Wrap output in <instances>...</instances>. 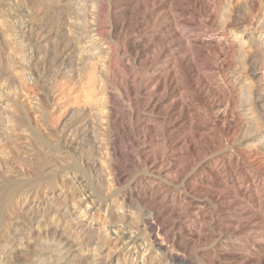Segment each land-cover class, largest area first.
I'll list each match as a JSON object with an SVG mask.
<instances>
[{
	"label": "rangeland",
	"instance_id": "374dc122",
	"mask_svg": "<svg viewBox=\"0 0 264 264\" xmlns=\"http://www.w3.org/2000/svg\"><path fill=\"white\" fill-rule=\"evenodd\" d=\"M43 1L42 0H10V2H9V0H2V1L0 0V2H1L0 3V9H1L0 10V28L6 20V22L4 24H6L8 26V28L10 27L12 29L11 30L9 28L8 30L12 31L14 33L17 32V34H16L18 37L17 41L22 39V40H20L21 45H17V44H15L14 41L9 40L10 38H7V40H9V42L7 41V44L9 43L8 44L9 48L12 47L11 49H12V51H14L13 55L10 59V57H7V54H6L7 50H6V48L3 47L4 43L0 37V87L2 89V95H3L2 100H1L2 102L0 101V114L3 113L2 109H7V111L6 110L5 111H6V113L9 112L8 115L11 112V118L13 120V123L18 122V124L20 125V126L16 125L17 128H16V126L14 128L15 133L16 134L18 133V134L13 139H7V138L3 137L2 134H0V140H1L0 141V143H1L0 147L2 146L0 148V153L3 155H5V153H6L5 156H3V155L0 156V159H2V161L0 160V225H1L0 226V236H1L0 237L1 238L0 239V245H2V246H0V264H18L19 261H22V262L24 261V263H21V264H30L29 262L33 261L31 264H33V263L35 264V262L37 263L39 258H41L42 256L44 257L45 248L48 245V240L45 239V235L42 234L40 236H37V233L32 230V227L36 226V223L38 221V219H36L37 216L34 217L30 214H28V215L24 214L23 216L18 215L16 213V209L13 205V200L15 197L12 194L17 192L16 189L22 185L21 183H23V185H29V183L33 186H37V185L39 186L40 185L39 186L40 192H42V193H44V191H45L46 193L49 194L52 191H58L61 188L60 187L61 182H59L61 174L58 173L59 171H63L64 173H67V172L72 173V171L76 172V173L79 172L78 175L84 180L87 187L90 186L89 189L98 198H101V196H103V194H106L107 192L111 193V195H114L117 198H121V196H123V194L128 193V191L134 187L145 188V187L150 186L154 182L153 184L160 185V187H162L163 190L167 189L168 193L171 197L179 196L180 199L185 197V198L189 199L190 202H192L188 216L186 215L185 217H181L180 220L178 219V221H182V222L193 220L192 217H194L195 214H197L199 212L197 207L203 206L205 208L203 210L205 219L202 221V223H204V225H207L206 227H204V225H203V228H204L203 233L199 236H197L196 233H195L196 234V236H195V234L193 233L192 237L189 235L184 236V234H183V237H185V238H183L181 240L182 243L189 245V251L186 254H184L178 248L176 250L175 249L172 250V254L175 253L179 257H181V256L183 257V255L186 256L187 260H188V264H249V263H251V264H264V253L261 250L255 256H253L254 260L252 259L250 262V260L248 261V258L246 260V256H245L246 250L245 249L242 250V252H240L237 248L233 249L232 247L230 248V247L221 246V243L225 244L227 241H224L223 239H219L217 236V232L214 231L213 229H210V228H212V224L209 223L210 222L209 219H212V218L213 219L218 218L219 220L222 219L220 211L217 210L213 206V204L210 201H208V199L205 196H203V194L199 193V196H198V194L195 195L194 191L192 190V189H194L193 186L195 185L196 180H199V179L210 180V174L212 172V169H214V167L216 166L220 157L222 155L223 156H230L231 151H233L231 144H232V140H233V135L235 133V126H234V114H233V111L231 110V106H227V104L223 98L218 97L217 95H213L212 93L209 97V100H204V101L201 100V102L203 101L202 103L198 99L195 100V98L194 99L192 98L191 99V100H193L192 103H193V105L195 104L196 109H197V111L195 109V114L197 116V119L204 123L208 136L205 138L204 141H201V140L197 139L194 135L190 134L188 131H183V132H181V134H178V136H177V140L182 144L176 145V144H174L175 139H174V142H171V141H173V138H169V135H168L171 131H173V129L178 128L181 124V123H179L176 127H173L171 124L173 121L172 118L175 116L174 115L173 117H171V114L174 113V112H172V110H173L174 105L176 103L175 100L178 99V96H176V95L178 94V92H185L187 90L186 87H184L185 84H183L184 81L182 79H184V78H183V76H180L181 73H180V70L178 68L179 67V65H178L179 61L183 58L188 60L191 56H193V57H191L192 60H195V62L194 61L193 62L196 63L198 66L201 65L200 66L201 73H203V75L208 77L209 79L215 80L216 84H219L221 77H219L218 75L226 74L230 70L232 64L234 63V58H232L231 53L226 52V53H222L219 55H215L214 53H212V50H209L207 52V50H199V49L194 48L193 53L191 55L190 52H186L184 50V46L180 45L176 41H173L170 43L169 42L158 43V42L154 41L153 42L154 45H153V43L151 45H148V47H146L144 50H141V53L138 55H135L134 50L131 51V49L126 48L127 47L126 42L129 39H132V37H133V39L134 38L136 39L138 37L142 38V40L144 42L145 41H151L152 42L153 39L156 38V36L159 37L160 35L168 34V32L171 33V30H172L171 26L176 25V23H177V30H181V32H185L186 27L193 26V25L195 27L201 29V30H207L211 26L213 28L215 26V22L219 18H222V19L225 18L224 21H226V20L232 21V17L234 15L238 16V21L242 20V21H248L249 22L255 17V15L258 12L264 11V5H263L264 0H242V1L240 0V2H239V0H237V1L236 0H162V1L161 0H158V1L157 0H100V1L99 0H91V4H89V6H88V8L91 11H89L90 13L88 12L89 15L87 14L86 22H89L88 24H91L93 21L92 25L97 27L98 32H100L102 34L104 33L102 36L103 38L102 39L100 38V41L98 43L99 47L101 46V48L102 47L103 48L102 49L100 48V50L98 51L100 53H97L99 55V56L97 55L98 59L92 60V62L97 60L96 63L93 62V64H89V63H91L89 61V62H86V64H84V65H83V63L76 65V64H78V59H77L75 54L69 55L70 57L68 56V58L62 57L60 55V53L62 51L61 48L62 49L64 48L65 42L67 40V38L63 34V31L66 30V28L70 24V22L66 18L67 13H65L66 11H64L66 9V7L62 6L61 0H59L60 1L59 3H56L53 0H43ZM97 1L99 3H97ZM247 1L249 2V4ZM95 3H97V4H95ZM95 5L96 6L98 5L97 8ZM227 6H228V8H227ZM99 7H100V9H98ZM221 9H223L222 12H221ZM224 9H225V11H224ZM37 11H38V13H36ZM220 13H222V14H220ZM93 14H95L96 16ZM218 15H220V16L222 15V16L220 17ZM153 22H155V23H153ZM178 22H180V23H178ZM23 23H24V25H23ZM152 23H153V25H152ZM187 23L191 24V25H187ZM178 24H180V26ZM181 25H183V26H181ZM120 27H122V28H120ZM161 27H162V29H161ZM62 28H63V31H62ZM148 29H149V31H148ZM12 32H11V34H12ZM29 32H30V34H29ZM45 33H47V34H45ZM44 34L46 36H44ZM41 37H43V39H44V37H47V38H45L43 41L41 40V43H40L39 41H40ZM105 37H107V38H105ZM127 37H128V40H127ZM64 38L66 40H64ZM124 39H126V40H124ZM25 40H27V41H25ZM104 40H106V41H104ZM215 40L216 39L209 41L208 43L211 45H215V43H216ZM123 42H125V43H123ZM60 43H62V44H60ZM82 43H80L79 46L84 44V43L83 44ZM155 43H156V45H155ZM22 46H23V49H22ZM25 46H26V49L24 48ZM104 46H106V47L104 48ZM155 46L157 49L155 48ZM28 48L31 50H29ZM107 48L109 49V51L111 50L110 51L111 54L108 52ZM160 48L162 49V52L158 55L157 52H159L161 50ZM103 49H104V51H103ZM152 49H154L155 51ZM175 49H178L180 52L178 50H175ZM25 50H27V51L25 52ZM87 50L88 49L84 50V52ZM105 51H106V53H105ZM151 51H153V52H151ZM210 52H211V54H209ZM28 54H29V56H28ZM109 54L112 56H110ZM178 55L180 57H182L183 55L184 56L182 58H180ZM163 56H164V58H163ZM105 57H106V60H105ZM109 57L110 58L112 57V58L110 59ZM172 57H173V59H172ZM15 58L17 59V61ZM99 58H101V59H99ZM178 58H180L179 61H177ZM230 58H231V60H230ZM168 60H170V61L168 62ZM174 60H176V61H174ZM98 61H100V62H98ZM152 61H153V63H152ZM94 63H95V66H94ZM97 63H98V65L96 66ZM104 63H105V65H104ZM152 64H154V65H152ZM18 65H20V66H18ZM25 65H27V66H25ZM88 65H90L92 67H90ZM107 65H108V67H107ZM205 65H206V67H205ZM80 67H82V69H80ZM94 67H96V68H94ZM209 67H210V69H209ZM90 68H92V69L90 70ZM202 69H203V71H202ZM168 70L171 73L172 72L173 73L172 74L168 73L169 72ZM26 71H28V72H26ZM90 71L93 74L90 73ZM143 71H145V72H143ZM26 73H29V74H26ZM83 73H84V75H83ZM167 74L169 75V76H167V77H169L168 80L171 81V87H173L175 84L176 88L173 87V89L175 88L176 90L173 91L172 89H169V90H163V89L158 90V89H156V81H155L157 79L156 77L167 75ZM214 74H216V75H214ZM18 75H19V77H18ZM142 76H144V77H142ZM151 76L154 78H152ZM179 77H182V78H179ZM91 78L93 80H91ZM150 78H152V80H150ZM125 79L128 80L129 89H128V87L120 86V81L121 80L123 81ZM143 79H144V81H142ZM147 79L149 81H153V82H149V81H147ZM175 79H177V80H175ZM79 80H80V83H79ZM174 80L177 84L174 82ZM16 81H18V82H16ZM117 82H119V83H117ZM129 82H131V83H129ZM143 82L145 83V86L143 85L144 84ZM82 83H84V84H82ZM139 84H140V86H139V88H137ZM86 85H88V86L86 87ZM115 85H118L119 87H117ZM134 85L136 87H134ZM142 85H143V87H142ZM51 86H52V88H51ZM100 86H101V88H100ZM102 86H103V88H102ZM141 87H142V89H141ZM152 87L155 88V89H153L154 91H152V89H151ZM16 88L19 91H17ZM178 88H179V90H178ZM22 89H23V91H22ZM121 89H123V90H121ZM128 90H129V92H127ZM139 90H141V91H139ZM14 91H17V94ZM149 91H152V93H150ZM168 91L170 93L173 91L174 93L172 92L170 94ZM13 92L15 94H13ZM130 92H132V93H130ZM134 92H135V94H133ZM3 93H6V94L4 95ZM162 94H164V95H162ZM15 95L18 96L17 98L19 100H17L15 98ZM84 96H86V97H84ZM87 96H88V98H87ZM138 96H139V98H138ZM20 99H21V101H20ZM188 99H189L188 97L185 98V100H187V101H188ZM84 101H85V103H84ZM86 101H87V103H86ZM35 103H36V106H35ZM75 103H76V105H75ZM203 103L205 106L203 105ZM91 104L94 107H97L100 109H102V107H103L102 117L104 116V118H102V120H101L102 122L100 123L102 126L101 128H103V130H101L100 124H99L100 129L98 128V124H96V125L92 124V127H91L90 126L91 123L88 124V122H85L84 120H81L78 118L77 109L80 106L87 107V106H90ZM224 104L227 107H225ZM26 105H28V106H26ZM29 105L31 106V108ZM23 106L25 108H22ZM8 109H9V111H8ZM12 109H13V111H12ZM33 109H34V111H33L34 113L32 112ZM18 110H19V112H18ZM39 110H41V111H39ZM106 110L107 111L110 110L111 114L109 112H107ZM29 112H30V114H29ZM104 112H107L108 115L105 114ZM27 115H28V117H27ZM14 118L16 119V121H14L15 120ZM70 118H72V119L69 120ZM106 118H108L107 121H106ZM113 118H115V119H113ZM110 120H112V121H110ZM120 120L125 122V123L123 122L124 124H122V126L123 125H127V126H123V127L121 126L122 128H119V129H115V127L114 128L110 127L111 122L120 121ZM70 121H72V122H70ZM63 122H65L66 124ZM106 122H108V123H106ZM16 123H14V124H16ZM105 124H106V126L107 125H109V126L106 127V126H104ZM65 125H68L67 133H70V131L72 130L70 134L76 135L75 136L76 142L80 146L83 144V141L85 142L80 147L82 149V152L77 154V155L76 154L73 155L72 151L65 150L67 148L63 144V138L64 137L62 136L63 135L62 132L64 130L63 128ZM131 125H132V128L134 127L133 129L131 128ZM22 126H23V128H22ZM96 126H97V128H95ZM166 126L167 127L169 126V127L167 128ZM181 126L178 129H181L182 128ZM128 127H129V129H128ZM143 127H145V128L142 129ZM138 128L140 129V132H139ZM153 128H155V129H153ZM75 129L78 131H76ZM123 129H125V131ZM145 129H147V130H145ZM61 130H62V132H61ZM106 130H108V134H107ZM137 130H138V133H137ZM80 131H82V132H80ZM143 131L144 132L146 131V132L144 133ZM20 133H22V135ZM87 133L90 134V136L93 135L94 140L92 138H90V136L86 138L85 134H87ZM111 133L113 134V137H112ZM81 134H83V135L81 136ZM99 134H100V136H99ZM109 134H110V136H109ZM124 134H126V136ZM184 134H185V136H184ZM128 135H129V137H127ZM133 135H134V138H133ZM137 135H138V137H137ZM83 136L86 138L87 141L89 140L90 143H88ZM116 136H120V140L119 139L117 140V138H115ZM130 136H132V137H130ZM110 138H113L114 140L110 139ZM14 139L16 140V142ZM91 140H92V142H91ZM102 140L104 142H102ZM107 140H109V141H107ZM6 141H8V142H6ZM18 141H20L19 144H18ZM26 141H28V142H26ZM208 141H209V143H208ZM9 142H12V143H9ZM81 142H82V144H81ZM93 142L95 144H93ZM106 143H108L109 146ZM122 143L124 145L126 144L127 146L125 145V147H123L124 145ZM188 143L196 144V147L198 148V149L196 148L197 153H196V150L194 153L192 150H189L187 148ZM200 143H201V145H199ZM211 143L214 145H212ZM5 144H7V145H5ZM128 144H129V146H128ZM137 144H138V148H137ZM160 144H162V145H160ZM94 145L100 146V150H99V152H97L98 154L96 153L97 150L93 151ZM134 145H136V146H134ZM203 145H204V147H203ZM181 146H183V147H181ZM86 147L87 148L89 147V148L87 149ZM113 148H117L119 150H120V148H121V150L124 149V150L120 151L123 159L121 156H120V158H119V156H113V153H112ZM139 148L143 149L145 157H148L150 155L147 162H139L138 160H136L134 158V157H137V154H138L137 152H138ZM15 149H17V150H15ZM31 149L32 150L34 149V150L32 151ZM176 149H177V151H176ZM147 150H149V151H147ZM2 151H3V153H2ZM39 151H40V153H39ZM125 151H126V153H124ZM151 151H153V154H155L154 156H152L153 154ZM190 151H192V152H190ZM7 152H8V156H7ZM28 152H30V153L34 152L33 153L34 155L30 154ZM157 152H159V153L157 154ZM229 152H230V154H229ZM127 153L130 157L127 155ZM12 154H14V155H12ZM40 154H41V157H40ZM29 155H30V159H29ZM70 155H71V158H70ZM126 155H127V157H126ZM190 155H191V157H190ZM21 156H23V158ZM24 156L27 158H25ZM42 156H45V157H42ZM72 156H74V157H72ZM95 156H96V158L98 156H100L98 158H100V159L104 158V159L100 160L101 162L98 161L99 159H97V161H96ZM233 156H234V158H233ZM233 156H232L233 165L229 169L227 167L226 170H227V173L230 174V177L232 176L231 179L233 180V183L235 184V182H236V184H240V180H242V173L243 172L241 171L242 169L240 170V168H238L236 166V165H239L236 163L238 160L237 156H235V154ZM18 157L21 160L20 159L18 160ZM131 157L133 160L131 159ZM80 158L82 161L80 160ZM33 159H34V161H32ZM35 159L40 160V161L38 162ZM73 159L74 160L76 159V160L74 161ZM125 159H126V163L124 161ZM116 160H119L120 162L116 161ZM48 161H49V163H48ZM52 161H54L53 162L54 164L51 163ZM76 161H77V163H76ZM79 161H81L82 163L81 162L79 163ZM95 161L97 164L101 165V169L96 170V168L91 167V165ZM41 162L45 166H55L56 168H58V172L56 174H52V175L50 173V174L45 175V176H44V174H39L36 170H34L35 169L34 166H37L38 164H39L38 166H41V164H42ZM115 163H116V165H115ZM123 163L126 165L124 166ZM127 163L129 165L132 164L133 166H131V165L127 166L128 165ZM43 164H42V168L45 167ZM83 164H85V165H83ZM145 164H146V166H145ZM74 166H75V168H74ZM82 166H84V167H82ZM109 166H110V168H109ZM122 166H124V167H122ZM150 166H152V167H150ZM17 167H18V169H17ZM32 167H33V169H32ZM205 167H207V169ZM245 168H246L245 171L247 172L248 177L250 178L249 180L254 185V189L257 192H264V184H263L264 183V174L263 175H257L255 172H253L254 170H252L251 168H248L247 166H245ZM9 170H11V171H9ZM30 170H33V171H30ZM34 171H36V172L34 173ZM95 171H97V172H95ZM10 172H12L13 174ZM14 172H15V174H14ZM99 172H101V173H99ZM32 173H34V174H32ZM102 173H104L105 175ZM155 173H157V174H155ZM21 174H23L25 177L22 176ZM100 174H101V176H100ZM114 174H115V176H114ZM116 174H118V175L116 176ZM33 175H34V177H36V179L33 178ZM46 176H47V178H46ZM104 176H105L106 180L104 179ZM254 177H258L259 179H255V181H259L260 183L259 182L254 183L253 182ZM107 178H108V180H107ZM185 178H186V180L192 182L191 187L189 189H186V190H184V187H183ZM29 179H30V181H28ZM50 179H51V183H50ZM112 179L114 182L112 181ZM111 182H113V183H111ZM176 183H178V184H176ZM47 184H49V185H47ZM15 187H17V188H15ZM44 188H47V189L45 190ZM110 188H111V190H110ZM14 189L16 190L15 192H13ZM115 190H116V192H115ZM9 191H10V193H9ZM119 191L121 193H119ZM193 195H194V197H193ZM5 199H6V201H5ZM119 202H120V199H119ZM119 202L117 204H115L113 209L117 208V206L119 205ZM127 202L130 204V205L127 204V207H126V210L128 213L127 215L130 217V215L132 213H134L138 217H142V215L139 216V214H140L139 211H141L142 207L146 206V205L138 203L136 197H133V198L131 197L130 200H127ZM8 207H11V208H8ZM135 207L137 208L136 211H135V209H136ZM138 207H141V209ZM206 207L208 209H206ZM52 208L53 209L55 208V209L53 210ZM57 208H59V203H52V204L49 203L48 204L47 209H46L47 212H46L45 217H44V222H45L44 225L45 226H47L46 223L49 222L50 219L53 217V211H55ZM130 209H132V210H130ZM48 210H51V211H48ZM4 211H5V213H4ZM207 212L209 215L207 214ZM205 213H206V215H205ZM4 214H5V216H4ZM103 214H104V212H102V214L101 213H98V214L94 213L96 221L94 220V222H92V223L90 222V224H93L94 226L97 227L102 222V219L104 216ZM144 216L145 215H143V217ZM7 218H8V220H7ZM14 219H16V220H14ZM12 220L13 221L18 220V224L13 225V223H11ZM245 220L247 221V223ZM245 220H243L244 222L242 223V225H240L244 228L243 237H242L243 239H241V240H243L244 242H246V241L250 242L252 240H256V241H259L260 243H264V235H263L264 234V225H263L264 223L262 224L261 222H257V221L253 222V221L248 220V219H245ZM86 222H88V220H86ZM246 224H248V225H246ZM18 225H19V228H18ZM30 226H31V229L29 230ZM6 228H8V230ZM260 234H262V235H260ZM250 236H252V237H250ZM187 237L190 239H188ZM20 239H21V241H20ZM212 240H214V242H212ZM238 240H240V239H233V240L229 241L228 244H230V242L231 243H237ZM26 243H27V245H26ZM5 244H7V245H5ZM214 244H215V246H214ZM19 245H21V246H19ZM14 246H16V247H14ZM2 247H5V248H2ZM43 250H44V253H43ZM223 251H225L227 254ZM189 253L192 254L193 256L190 255ZM238 253L243 255V256H241V255L237 256ZM248 253L250 254V252H248ZM6 254H7L8 258H3V255L6 257ZM14 255L16 257L18 256L17 259L16 258L14 259V257H15ZM230 255H232V256H230ZM11 256L13 257V260H12ZM26 256H27V258H26ZM240 256L242 258H240ZM212 259H213V261H212ZM35 260H37V261H35ZM208 260H209V262L210 261L211 262L209 263ZM244 260H246L247 262ZM252 262H254V263H252Z\"/></svg>",
	"mask_w": 264,
	"mask_h": 264
},
{
	"label": "bare ground",
	"instance_id": "6f19581e",
	"mask_svg": "<svg viewBox=\"0 0 264 264\" xmlns=\"http://www.w3.org/2000/svg\"><path fill=\"white\" fill-rule=\"evenodd\" d=\"M2 1V0H1ZM43 1V0H42ZM56 3H59V0H53ZM100 1V0H99ZM158 1V0H157ZM162 1V0H161ZM237 1V0H236ZM242 1V0H241ZM10 2V0H9ZM44 2V1H43ZM47 2V1H46ZM240 2V0H239ZM248 2V1H247ZM253 2V1H252ZM1 3V2H0ZM14 3V2H13ZM39 3V2H38ZM37 3V4H38ZM97 3H99L97 1ZM95 3V4H97ZM257 3V2H256ZM40 4V3H39ZM46 4V3H45ZM53 4V3H52ZM61 4L63 7H66L64 11H66V18L70 22L69 26L66 30L63 31L64 36L67 38L64 48H61L60 55L62 57H67L71 54H75L78 59V64H86V62H91L89 64L96 63L95 59L97 58V53L101 48L98 43L100 38L102 39L103 34L98 32L97 27L87 20V14L91 11L88 6L91 4V0H61ZM94 4V3H93ZM238 4V3H237ZM249 4V2H248ZM42 5V4H41ZM59 5V4H58ZM101 5V4H100ZM135 5V4H134ZM264 5V4H263ZM262 5V6H263ZM4 6V5H3ZM96 6V5H95ZM98 6V5H97ZM96 6V8H97ZM225 6V5H224ZM11 7V6H10ZM42 7V6H41ZM59 7V6H58ZM9 8V7H8ZM221 8V7H220ZM228 8V6H227ZM226 8V9H227ZM6 9V8H5ZM40 9V8H39ZM57 9V8H56ZM63 9V8H62ZM100 9V7L98 8ZM261 9V8H260ZM1 10V9H0ZM43 10V9H42ZM223 9H221L222 12ZM245 10V9H244ZM41 11V10H40ZM225 11V9H224ZM231 11V10H230ZM237 11V10H236ZM235 11V12H236ZM5 12V11H4ZM48 12V11H47ZM59 12V11H58ZM94 12V11H93ZM125 12V11H124ZM232 12V11H231ZM230 12V13H231ZM238 12V11H237ZM38 13V11L36 12ZM60 13V12H59ZM63 13V12H62ZM90 13V12H89ZM99 13V12H98ZM233 13V12H232ZM5 14V13H4ZM7 14V13H6ZM45 14V13H44ZM101 14V13H100ZM126 14V13H125ZM133 14V13H132ZM222 14V13H220ZM237 14V13H236ZM8 15V14H7ZM10 15V14H9ZM89 15V14H88ZM95 15V14H93ZM240 15V14H239ZM242 15V14H241ZM4 16V15H3ZM96 16V15H95ZM102 16V15H101ZM172 16V15H171ZM220 16V15H218ZM222 16V15H221ZM220 16V17H221ZM42 17V16H41ZM44 17V16H43ZM242 17V16H241ZM160 18V17H159ZM65 19V18H64ZM94 19V18H93ZM92 19V20H93ZM131 19V18H130ZM148 19V18H147ZM225 19V18H224ZM224 19L219 18L215 22V26H212L207 30H201L197 27L189 26L185 28V32H181V30H177L176 25L171 26V33L160 35L159 37L153 39V41H143L142 38H134L128 40L126 42V48L134 50L135 55L141 53V50H144L148 45H151L154 41L158 43L165 42H173L176 41L180 45L184 46V50L186 52H190L191 55L193 53V49L199 50H212V53L215 55H219L222 53L229 52L234 58V63L232 64L230 70L226 74L218 75L221 77L220 83L216 84L215 80H211L208 77L204 76L201 73L200 66H198L195 60H192L191 56L188 60L181 59L179 57L177 61H179V70L180 76H183L186 87L185 92H178L176 96L178 99L175 100L176 103L171 114L172 118V126L176 127L179 123L182 127L181 129H173L168 135L169 138L175 139L174 144L179 145L182 144L177 140L178 134H181L183 131H188L190 134L194 135L197 139L204 141L208 136L206 132L205 125L202 121L197 119L195 114L196 106L193 105L191 100L192 98L195 100H209L211 93L213 95H217L225 100L227 106H231V110L234 114V126L235 133L233 135V140L231 147L233 151H231L230 156H221L218 160L214 169L210 174V180H196L195 185L193 186L194 194H203L208 201H210L213 206L220 211L222 219H209L212 224V228L217 232V236L219 239H223L227 241L225 244L221 243V246L224 247H232L237 248L240 252L242 250H246V260L248 261L253 259L260 250L264 253V243H260L259 241L252 240L250 242H244L243 231L244 228L240 225L244 222L243 220L248 219L251 221H257L264 223V192H257L254 189L253 183L249 180L247 172L245 171L247 166L254 170L257 175L264 174V11L258 12L255 17L251 21H238V16L234 15L232 17V21H224ZM230 19V18H229ZM244 19V18H243ZM91 20V19H90ZM89 20V21H90ZM95 20V19H94ZM103 20V19H102ZM157 20V19H156ZM129 21V20H128ZM151 21V20H150ZM6 22V20H5ZM4 22V23H5ZM24 22V21H23ZM33 22V21H32ZM168 22V21H167ZM172 22V21H171ZM1 26L0 37L3 41V47L6 48L7 57H12L13 52L12 47L9 48V43L7 41L12 40L17 45H21L20 39L17 41V32L14 33L9 31L8 26L4 24ZM9 23V22H8ZM7 23V24H8ZM155 23V22H153ZM152 23V25H153ZM180 23V22H178ZM96 24V23H95ZM182 24V23H181ZM24 25V23H23ZM68 25V24H67ZM180 26V24H178ZM187 25H191L188 24ZM64 26V25H63ZM66 26V25H65ZM183 26V25H181ZM23 27V26H22ZM58 27V26H57ZM158 27V26H157ZM27 28V27H26ZM61 28V27H60ZM122 28V27H120ZM207 28V27H206ZM205 28V29H206ZM11 29V28H10ZM14 29V28H13ZM65 29V28H64ZM162 29V27H161ZM160 29V30H161ZM12 30V29H11ZM28 30V29H27ZM33 30V29H32ZM26 31V30H25ZM59 31V30H58ZM147 31V30H146ZM149 31V29H148ZM147 31V32H148ZM154 31V30H153ZM162 31V30H161ZM7 34H6V33ZM12 32V34H11ZM32 32V31H31ZM43 32V31H42ZM121 32V31H120ZM157 32V31H156ZM166 32V31H165ZM28 33V32H27ZM167 33V32H166ZM14 34V35H13ZM30 34V32H29ZM28 34V35H29ZM47 34V33H45ZM44 34V36H46ZM49 35V34H48ZM56 35V34H55ZM54 35V36H55ZM59 35V34H58ZM32 36V35H31ZM63 36V35H62ZM107 36V35H106ZM109 36V35H108ZM126 36V35H125ZM133 36V35H132ZM33 37V36H32ZM36 37V36H35ZM39 37V36H38ZM49 37V36H48ZM59 37V36H58ZM61 37V36H60ZM154 37V36H153ZM7 38H10L7 40ZM47 37H44V39ZM107 38V37H105ZM124 38V37H123ZM36 39V38H35ZM43 37L40 38L44 40ZM57 39V38H56ZM55 39V40H56ZM61 39V38H60ZM59 39V40H60ZM215 40V45H211L208 42ZM24 40V39H23ZM107 40V39H106ZM104 40V41H106ZM110 40V39H109ZM126 40V39H124ZM27 41V40H25ZM34 41V40H33ZM38 42V41H37ZM38 42V43H39ZM64 42V41H63ZM62 42V43H63ZM84 44H83V43ZM60 43V44H62ZM82 43L83 45L79 44ZM125 43V42H123ZM122 43V44H123ZM168 43V44H169ZM58 44V43H57ZM107 44V43H106ZM145 46H144V45ZM13 45V44H12ZM16 45V46H17ZM59 45V44H58ZM57 45V46H58ZM124 45V44H123ZM154 45V43H153ZM152 45V46H153ZM156 45V43H155ZM160 45V44H159ZM11 46V45H10ZM63 46V45H62ZM21 47V46H20ZM28 47V46H27ZM30 47V46H29ZM61 47V46H60ZM106 46H104L105 48ZM168 47V46H167ZM26 49V46L24 47ZM31 48V47H30ZM103 48V47H102ZM101 48V49H102ZM109 48V47H108ZM108 52L110 53L109 49ZM125 48V47H124ZM152 48V47H151ZM156 48V46H155ZM163 48V47H162ZM178 48V47H177ZM23 49V46H22ZM29 49V48H28ZM27 49V50H28ZM88 49L84 52V50ZM111 49V48H110ZM127 49V50H128ZM157 49V48H156ZM161 49V48H160ZM180 49V48H179ZM25 50V52L27 51ZM31 50V49H29ZM106 50V51H107ZM154 50V49H152ZM178 50V49H175ZM74 51V52H73ZM104 51V49H103ZM105 51V53H106ZM155 51V50H154ZM159 51V50H158ZM179 51V50H178ZM30 52V51H29ZM113 52V51H112ZM153 52V51H151ZM162 52V49L157 52L158 55ZM180 52V51H179ZM28 53V52H27ZM32 53V52H31ZM56 53V52H55ZM102 53V52H101ZM133 53V52H132ZM172 53V52H171ZM174 53V52H173ZM177 53V52H176ZM111 54V53H110ZM109 54V55H110ZM208 54V53H207ZM206 54V55H207ZM211 54V52L209 53ZM23 55V54H22ZM114 55V54H113ZM157 55V56H158ZM170 55V54H169ZM176 55V54H175ZM29 56V54H28ZM27 56V57H28ZM32 56V55H31ZM30 56V57H31ZM99 56V55H98ZM101 56V55H100ZM108 56V55H107ZM112 56V55H110ZM156 56V57H157ZM166 56V55H165ZM70 57V56H69ZM168 57V56H167ZM166 57V58H167ZM174 57V56H173ZM172 57V59H173ZM186 57V56H185ZM21 58V57H20ZM110 58V57H109ZM112 58V57H111ZM110 58V59H111ZM137 58V57H136ZM160 58V57H159ZM164 58V56H163ZM195 58V57H194ZM193 58V59H194ZM212 58V57H211ZM16 59V58H15ZM19 59V58H18ZM65 59V58H64ZM101 59V58H99ZM154 59V58H153ZM157 59V58H156ZM198 59V58H197ZM20 60V59H19ZM18 60V61H19ZM22 60V59H21ZM60 60V59H59ZM67 60V59H66ZM106 60V57H105ZM164 60V59H163ZM231 60V58H230ZM12 61V60H11ZM17 61V59H16ZM15 61V62H16ZM24 61V60H23ZM110 61V60H109ZM108 61V62H109ZM154 61V60H153ZM152 61V63H153ZM170 60H168L169 62ZM176 61V60H174ZM194 61V62H193ZM233 61V60H232ZM29 62V61H28ZM100 62V61H98ZM162 62V61H161ZM200 62V61H199ZM14 63V62H13ZM22 63V62H21ZM71 63V62H70ZM94 63V66H95ZM155 63V62H154ZM28 65V64H27ZM25 65V66H27ZM70 65V64H69ZM98 63L96 64V66ZM105 65V63H104ZM116 65V64H115ZM154 65V64H152ZM166 65V64H165ZM172 65V64H171ZM20 66V65H18ZM24 66V67H25ZM65 66V65H64ZM82 66V65H81ZM90 66V65H88ZM176 66V65H175ZM22 67V66H21ZM71 67V66H70ZM92 67V66H90ZM99 67V66H98ZM108 67V65H107ZM151 67V66H150ZM149 67V68H150ZM165 67V66H164ZM206 67V65H205ZM211 67V66H210ZM209 67V69H210ZM229 67V66H228ZM29 68V67H28ZM33 68V67H32ZM87 68V67H86ZM96 68V67H94ZM204 68V67H203ZM216 68V67H215ZM17 69V68H16ZM19 69V68H18ZM27 69V68H26ZM34 69V68H33ZM82 69V67H80ZM84 69V68H83ZM89 69V68H88ZM92 68H90L91 70ZM205 69V68H204ZM208 69V68H207ZM97 70V69H96ZM151 70V69H150ZM173 70V69H172ZM206 70V69H205ZM228 70V69H227ZM29 71V70H28ZM26 71V72H28ZM31 71V70H30ZM169 71V70H168ZM167 71V72H168ZM203 71V69H202ZM15 72V71H14ZM22 72V71H21ZM145 72V71H143ZM166 72V71H165ZM215 72V71H214ZM90 73H92L90 71ZM100 73V72H99ZM138 73V72H137ZM153 73V72H152ZM172 74L170 71L168 72ZM216 73V72H215ZM14 74V73H13ZM21 74V73H20ZM29 74V73H26ZM93 74V73H92ZM176 74V73H175ZM174 74V75H175ZM207 74V73H206ZM212 74V73H211ZM219 74V73H218ZM84 75V73H83ZM86 75V74H85ZM159 75V74H158ZM162 75V74H161ZM216 75V74H214ZM33 76V75H32ZM153 76V75H152ZM151 76V77H152ZM167 75L157 76L156 78V89L176 90V86L174 84L171 87V81L168 80L169 77ZM17 77V76H16ZM19 77V75H18ZM122 77V76H121ZM144 77V76H142ZM146 77V76H145ZM211 77V76H210ZM23 78V77H22ZM154 78V77H152ZM150 78V80H152ZM173 78V77H172ZM182 78V77H179ZM215 78V77H214ZM21 79V78H20ZM90 79V78H89ZM123 79V78H122ZM141 79V78H140ZM149 79V78H148ZM147 79V81H149ZM213 79V78H212ZM91 80H93L91 78ZM139 80V79H138ZM173 80V79H172ZM177 80V79H175ZM174 80V82H175ZM20 81V80H19ZM56 81V80H55ZM88 81V80H87ZM135 81V80H134ZM141 81V80H140ZM144 81V79L142 80ZM179 81V80H178ZM18 82V81H16ZM136 82V81H135ZM153 82V81H149ZM173 82V83H174ZM22 83V82H21ZM25 83V82H24ZM80 83V80H79ZM119 83V82H117ZM131 83V82H129ZM140 83V82H139ZM142 83V82H141ZM144 83V82H143ZM172 83V84H173ZM176 83V82H175ZM84 84V83H82ZM86 84V83H85ZM114 84V83H113ZM148 84V83H147ZM155 84V83H154ZM177 84V83H176ZM19 85V84H18ZM89 85V84H88ZM86 85V87L88 86ZM92 85V84H91ZM145 86V83L143 84ZM142 85V87H143ZM22 86V85H21ZM119 87L118 85H115ZM120 86L128 87V80H121ZM132 86V85H131ZM140 84L137 88H139ZM19 87V86H18ZM78 87V86H77ZM82 87V86H81ZM134 87H136L134 85ZM141 87V89H142ZM178 87V86H177ZM3 88V87H2ZM7 88V87H6ZM52 88V86H51ZM85 88V87H84ZM101 88V86H100ZM103 88V86H102ZM180 88V87H179ZM178 88V90H179ZM182 88V87H181ZM92 89V88H91ZM129 89V87H128ZM152 91L155 88H151ZM17 90V88H16ZM99 90V89H98ZM102 90V89H101ZM123 90V89H121ZM162 90V91H163ZM177 90V91H178ZM19 91V90H17ZM17 91L16 92L17 94ZM23 91V89H22ZM21 91V92H22ZM93 91V90H92ZM141 91V90H139ZM152 91H149L152 93ZM172 91V92H173ZM13 92V94H15ZM82 92V91H81ZM86 92V91H85ZM91 92V91H90ZM121 92V91H120ZM126 92V91H125ZM129 92V90L127 91ZM148 92V93H149ZM166 92V91H165ZM169 92V91H168ZM171 92V93H172ZM176 92V91H175ZM92 93V92H91ZM102 93V92H101ZM132 93V92H130ZM162 93V92H161ZM170 93V92H169ZM170 93V94H171ZM174 93V92H173ZM177 93V92H176ZM4 95L6 93H3ZM12 94V95H13ZM20 94V93H19ZM87 94V93H86ZM135 94V92L133 93ZM158 94V93H157ZM11 95V96H12ZM21 95V94H20ZM63 95V94H62ZM83 95V94H82ZM132 95V94H131ZM138 95V94H137ZM164 95V94H162ZM166 95V94H165ZM2 89L0 87V101L2 100ZM8 96V95H7ZM14 96V95H13ZM134 96V95H133ZM18 96L15 95V98ZM71 97V96H70ZM83 97V96H82ZM86 97V96H84ZM189 98L188 101L185 98ZM67 98V97H66ZM88 98V96H87ZM139 98V96H138ZM64 99V98H63ZM68 99V98H67ZM86 99V98H85ZM87 100V99H86ZM90 100V99H89ZM100 100V99H99ZM163 100V99H162ZM11 101V100H10ZM21 101V99H20ZM58 101V100H57ZM135 101V100H134ZM171 101V100H170ZM202 101V102H203ZM220 101V100H219ZM2 102V101H1ZM28 102V101H27ZM51 102V101H50ZM148 102V101H147ZM157 102V101H156ZM201 102V103H202ZM11 103V102H10ZM29 103V102H28ZM27 103V104H28ZM38 103V102H37ZM85 103V101H84ZM87 103V101H86ZM92 103V102H91ZM31 104V103H30ZM72 104V103H71ZM104 104V103H103ZM149 104V103H148ZM198 104V103H197ZM33 105V104H32ZM76 105V103H75ZM105 105V104H104ZM202 105V104H201ZM204 105V103H203ZM211 105V104H210ZM225 105V104H224ZM28 106V105H26ZM30 106V105H29ZM36 106V103H35ZM205 106V105H204ZM213 106V105H212ZM225 105V107H227ZM203 107V106H202ZM22 108H25L24 106ZM31 108V106H30ZM33 108V107H32ZM36 108V107H35ZM103 109V107H102ZM100 108L94 107L92 104L87 107L80 106L77 109L78 118L84 120L85 122L96 125L102 122L103 111ZM153 109V108H152ZM3 113L0 114V134L7 139H13L17 134L15 133V126L18 125V122H14L11 118V112L8 115L6 113L7 109H2ZM6 110V111H5ZM209 110V109H208ZM9 111V109H8ZM13 111V109H12ZM31 111V110H30ZM34 109L32 110V112ZM41 111V110H39ZM74 111V110H73ZM105 111V110H104ZM107 111V110H106ZM197 111V109H196ZM19 112V110H18ZM25 112V111H24ZM27 112V111H26ZM107 112H110L108 110ZM107 112H104L107 114ZM113 112V111H112ZM13 113V112H12ZM34 113V112H33ZM40 113V112H39ZM17 114V113H16ZM30 114V112H29ZM36 114V113H35ZM115 114V113H114ZM225 114V113H224ZM19 115V114H18ZM66 115V114H65ZM108 115V114H107ZM13 116V115H12ZM17 116V115H16ZM35 116V115H34ZM72 116V115H71ZM165 116V115H164ZM28 117V115H27ZM31 117V116H30ZM107 117V116H106ZM117 117V116H116ZM77 118V119H78ZM110 118V117H109ZM112 118V117H111ZM201 118V117H200ZM15 119V118H14ZM70 118L69 120H71ZM75 119V118H74ZM108 118H106L107 121ZM115 119V118H113ZM122 119V118H121ZM126 119V118H125ZM169 119V118H168ZM233 119V118H232ZM33 120V119H32ZM128 120V119H127ZM16 121V119L14 120ZM18 121V120H17ZM43 121V120H42ZM75 121V120H74ZM78 121V120H77ZM112 121V120H110ZM24 122V121H23ZM72 122V121H70ZM124 121H114L111 122L110 127H115V129L122 128ZM130 122V121H129ZM65 123V122H63ZM77 123V122H76ZM108 123V122H106ZM128 123V122H127ZM131 123V122H130ZM66 124V123H65ZM137 124V123H136ZM162 124V123H161ZM30 125V124H29ZM70 125V124H69ZM84 125V124H83ZM170 125V124H169ZM26 126V125H25ZM36 126V125H35ZM42 126V125H41ZM75 126V125H74ZM80 126V125H79ZM85 126V125H84ZM106 126V124L104 125ZM109 126V125H107ZM106 126V127H107ZM122 126V127H121ZM135 126V125H134ZM137 126V125H136ZM38 127V126H37ZM100 124V128H101ZM167 127V126H166ZM169 127V126H168ZM167 127V128H168ZM216 127V126H215ZM17 128V126H16ZM23 128V126H22ZM29 128V127H28ZM84 128V127H83ZM94 128V127H93ZM92 128V129H93ZM97 128V126L95 127ZM94 128V129H95ZM99 128V129H100ZM125 128V127H124ZM132 128V125H131ZM134 128V127H133ZM132 128V129H133ZM143 127L142 129H144ZM147 128V127H146ZM150 128V127H149ZM158 128V127H157ZM36 129V128H35ZM47 129V128H46ZM62 129V128H61ZM64 129V130H63ZM63 144L67 148L65 150L72 151L73 155H77L82 152L80 148L83 144L81 142V146L76 142V135L67 133L68 125H65L63 128ZM70 129V128H69ZM74 129V128H73ZM79 129V128H78ZM107 129V128H106ZM129 129V127H128ZM155 129V128H153ZM160 129V128H159ZM178 129V130H177ZM60 130V129H59ZM76 130V129H75ZM103 130V128H101ZM114 130V129H113ZM125 131V129H123ZM122 130V131H123ZM139 132L140 129L138 128ZM137 130V133H138ZM147 130V129H145ZM211 130V129H210ZM39 131V130H38ZM45 131V130H44ZM78 131V130H76ZM107 134H108V130ZM110 131V130H109ZM121 131V130H120ZM149 131V130H148ZM152 131V130H151ZM170 131V130H169ZM17 132V131H16ZM22 132V131H21ZM41 132V131H40ZM60 132V131H59ZM60 132V133H61ZM82 132V131H80ZM128 132V131H127ZM130 132V131H129ZM142 132V131H141ZM144 132V131H143ZM146 132V131H145ZM144 132V133H145ZM160 132V131H159ZM162 132V131H161ZM42 133V132H41ZM49 133V132H48ZM85 133V132H84ZM100 133V132H99ZM103 133V132H102ZM113 133V132H112ZM111 133V134H112ZM122 133V132H121ZM136 133V134H137ZM143 133V134H144ZM22 135V133H20ZM27 134V133H26ZM32 134V133H31ZM40 134V133H39ZM43 134V133H42ZM116 134V133H115ZM130 134V133H129ZM134 134V133H133ZM142 134V133H141ZM149 134V133H148ZM48 135V134H47ZM46 135V136H47ZM83 134H81L82 136ZM103 135V134H102ZM126 136V134H124ZM153 135V134H152ZM1 136V137H2ZM90 134H85V137H89ZM100 136V134H99ZM106 136V135H105ZM110 136V134H109ZM140 136V135H139ZM185 136V134H184ZM188 136V135H187ZM186 136V137H187ZM84 137V136H83ZM84 137V138H85ZM113 137V134H112ZM129 137V135L127 136ZM132 137V136H130ZM138 137V135H137ZM40 138V137H39ZM61 138V137H60ZM82 138V137H81ZM85 138V140H86ZM90 138H94L93 135ZM117 140H120V136H116ZM123 138V137H122ZM134 138V135H133ZM145 138V137H144ZM182 138V137H181ZM209 138V137H208ZM19 139V138H18ZM17 139V140H18ZM80 139V138H79ZM89 139V138H88ZM113 139V138H110ZM136 139V138H135ZM158 139V138H157ZM180 139V138H179ZM188 139V138H187ZM15 140V139H14ZM60 140V139H59ZM81 140V139H80ZM94 140V139H93ZM100 140V139H99ZM114 140V139H113ZM112 140V141H113ZM133 140V139H132ZM143 140V139H142ZM189 140V139H188ZM1 141V140H0ZM21 141V140H20ZM18 141V144L20 143ZM37 141V140H36ZM87 141V140H86ZM109 141V140H107ZM111 141V140H110ZM145 141V140H144ZM153 141V140H152ZM165 141V140H164ZM186 141V140H185ZM195 141V140H194ZM207 141V140H206ZM8 142V141H6ZM16 142V140H15ZM28 142V141H26ZM25 142V143H26ZM31 142V141H30ZM90 143V141H87ZM92 142V140H91ZM101 142V141H100ZM102 142H104L102 140ZM126 142V141H125ZM132 142V141H131ZM134 142V141H133ZM188 142V141H187ZM200 142V141H199ZM3 143V142H2ZM12 143V142H9ZM97 143V142H96ZM109 143V142H108ZM106 143V144H108ZM116 143V142H115ZM121 143V142H120ZM129 143V142H128ZM137 143V142H136ZM162 143V142H161ZM205 143V142H204ZM209 143V141H208ZM1 144V143H0ZM93 144H95L93 142ZM123 144V143H122ZM173 144V145H174ZM203 144V143H202ZM212 144V143H211ZM7 145V144H5ZM14 145V144H13ZM111 145V144H110ZM124 145V144H123ZM126 145V144H125ZM125 145L123 147H125ZM162 145V144H160ZM168 145V144H167ZM186 145V144H185ZM201 145V143L199 144ZM210 145V144H209ZM214 145V144H212ZM19 146V145H18ZM92 146V145H91ZM106 146V145H105ZM109 146V144H108ZM107 146V147H108ZM127 146V145H126ZM129 146V144H128ZM136 146V145H134ZM154 146V145H153ZM206 146V145H205ZM2 147V146H1ZM0 147V148H1ZM62 147V146H61ZM93 147V146H92ZM106 147V148H107ZM157 147V146H156ZM155 147V148H156ZM183 147V146H181ZM204 147V145H203ZM207 147V146H206ZM87 148V147H86ZM89 148V147H88ZM87 148V149H88ZM112 148V147H111ZM128 148V147H127ZM138 148V144H137ZM141 148V147H140ZM138 150L137 157H134L139 162H147L148 157L144 156L143 149ZM147 148V147H146ZM165 148V147H164ZM187 148L192 150L195 153L196 144L188 143ZM3 149V148H2ZM1 149V150H2ZM5 149V148H4ZM7 149V148H6ZM24 149V148H23ZM28 149V148H27ZM91 149V148H90ZM93 149V148H92ZM134 149V148H133ZM166 149V148H165ZM187 149V150H188ZM198 149V148H197ZM205 149V148H204ZM17 150V149H15ZM32 150V149H31ZM34 150V149H33ZM32 150V151H33ZM97 150V151H96ZM100 146L94 145L93 151L99 152ZM124 150V149H122ZM117 148L112 149L113 156H121L120 151ZM132 150V149H131ZM136 150V149H135ZM171 150V149H170ZM175 150V149H174ZM179 150V149H178ZM201 150V149H200ZM222 150V149H221ZM4 151V150H3ZM2 151V153H3ZM10 151V150H9ZM13 151V150H12ZM29 151V150H28ZM88 151V150H87ZM90 151V150H89ZM128 151V150H127ZM149 151V150H147ZM154 151V150H153ZM153 151L152 154H153ZM177 151V149H176ZM190 151V152H192ZM208 151V150H207ZM11 152V151H10ZM42 152V151H41ZM52 152V151H51ZM132 152V151H131ZM134 152V151H133ZM146 152V151H145ZM187 152V151H186ZM189 152V153H190ZM23 153V152H22ZM30 153V152H28ZM34 153V152H33ZM30 153V154H33ZM40 153V151H39ZM123 153V152H122ZM126 153V151L124 152ZM147 153V152H146ZM156 153V152H155ZM159 152H157L158 154ZM174 153V152H173ZM188 153V152H187ZM197 153V150H196ZM235 154L237 156V164L236 165L242 173V180H240V184L233 183V180L230 177V174L227 173L226 168L228 169L233 165L232 156ZM20 154V153H19ZM25 154V153H24ZM36 154V153H35ZM98 154V153H97ZM106 154V153H105ZM162 154V153H161ZM184 154V153H183ZM3 155L0 153V156ZM6 155V153H5ZM3 155V156H5ZM14 155V154H12ZM17 155V154H16ZM34 155V154H33ZM38 155V154H37ZM43 155V154H42ZM72 155V154H71ZM70 155V158H71ZM125 155V154H124ZM128 155V153H127ZM126 155V157H127ZM135 155V154H134ZM153 154L152 156H154ZM163 155V154H162ZM8 156V152H7ZM18 156V155H17ZM16 156V157H17ZM28 156V155H27ZM32 156V155H31ZM67 156V155H66ZM82 156V155H81ZM97 156V155H96ZM95 156V158H96ZM129 156V155H128ZM132 156V155H131ZM184 156V155H183ZM23 158V156H21ZM25 157V156H24ZM41 157V154H40ZM45 157V156H42ZM74 157V156H72ZM78 157V156H77ZM76 157V158H77ZM100 157V156H98ZM103 160L104 158L100 159ZM122 157V156H121ZM130 157V156H129ZM191 157V155H190ZM11 158V157H10ZM14 158V157H13ZM27 158V157H25ZM49 158V157H48ZM91 158V157H90ZM114 158V157H113ZM154 158V157H153ZM156 158V157H155ZM165 158V157H164ZM167 158V157H166ZM234 158V156H233ZM17 159V158H16ZM20 158L18 157V160ZM30 159V155H29ZM32 159V158H31ZM86 159V158H85ZM88 159V158H87ZM111 159V158H110ZM116 159V158H115ZM114 159V160H115ZM123 159V157H122ZM132 159V157H131ZM169 159V158H168ZM186 159V158H185ZM2 161V159H0ZM5 160V159H4ZM21 160V159H20ZM28 160V159H27ZM36 160V159H35ZM43 160V159H42ZM74 160V159H73ZM76 160V159H75ZM74 160V161H75ZM81 160V158H80ZM133 160V159H132ZM156 160V159H155ZM30 161V160H29ZM34 161V159L32 160ZM40 161V160H36ZM50 161V160H49ZM48 161V163H49ZM82 161V160H81ZM79 161V163L81 162ZM92 161V160H91ZM96 161L91 165L92 168L101 169V165L97 164ZM119 161V160H116ZM123 161V160H122ZM126 163V159L124 160ZM52 161L51 163H53ZM84 162V161H83ZM101 162V161H100ZM120 162V161H119ZM183 162V161H182ZM16 163V162H15ZM28 163V162H27ZM42 163V162H41ZM77 163V161H76ZM82 163V162H81ZM122 163V162H121ZM130 163V162H129ZM134 163V162H133ZM158 163V162H157ZM201 163V162H200ZM20 164V163H19ZM23 164V163H22ZM43 164V163H42ZM41 166H34L39 174L48 175L51 173L56 174L58 172V168L55 166H45L42 168ZM54 164V163H53ZM103 164V163H102ZM128 164V163H127ZM82 165V164H81ZM85 165V164H83ZM105 165V164H104ZM116 165V163H115ZM125 166L126 164L123 163ZM133 166L132 164H130ZM129 164L127 166H130ZM139 165V164H138ZM163 165V164H162ZM186 165V164H185ZM17 166V165H16ZM21 166V165H20ZM67 166V165H66ZM89 166V165H88ZM108 166V165H107ZM112 166V165H111ZM122 166V167H124ZM146 166V164H145ZM144 166V167H145ZM181 166V165H180ZM179 166V167H180ZM84 167V166H82ZM104 167V166H103ZM113 167V166H112ZM116 167V166H115ZM152 167V166H150ZM164 167V166H163ZM203 167V166H202ZM2 168V167H1ZM66 168V167H65ZM75 168V166H74ZM90 168V167H89ZM110 168V166H109ZM119 168V167H118ZM126 168V167H125ZM146 168V167H145ZM186 168V167H185ZM207 169V167H205ZM18 169V167H17ZM22 169V168H21ZM31 169V168H30ZM33 169V167H32ZM73 169V168H72ZM86 169V168H85ZM91 169V168H90ZM128 169V168H127ZM192 169V168H191ZM237 169V168H236ZM41 170V171H40ZM78 170V169H77ZM94 170V169H93ZM115 170V169H114ZM119 170V169H118ZM161 170V169H160ZM233 170V169H232ZM11 171V170H9ZM18 171V170H17ZM26 171V170H25ZM33 171V170H30ZM34 171V173L36 172ZM99 171V170H98ZM121 171V170H120ZM180 171V170H179ZM188 171V170H187ZM186 171V172H187ZM13 172V171H12ZM10 172V173H12ZM45 172V173H44ZM85 172V171H84ZM93 172V171H92ZM97 172V171H95ZM126 172V171H125ZM147 172V171H146ZM32 173V174H34ZM61 188L58 191H52L49 194L44 191V193L40 192V185L33 186L29 183V185H22L17 188V192L13 193L14 200L13 205L16 209V213L20 216L24 214H30L32 216H37L38 219L36 226L32 227V230L37 233V236L45 235V239L48 240V245L45 248L44 257L35 261V264H188L187 257L183 255V257L177 256L175 253L172 254L173 249H179L184 254L189 251V245L182 243V239L185 235L193 236V233L197 234V236L203 233V225L202 221L205 219L203 210L205 209L203 206H198L199 212L192 217L193 220L189 221H178L181 217L188 216L190 212V207L192 202L187 198L180 199L179 196L171 197L168 193V190H163L160 185L151 184L145 188H132L128 191V193L123 194L121 198H117L111 193H106L101 196V198L96 197L93 192L87 187L84 180L78 175V173H64L63 171H59ZM101 173V172H99ZM98 173V174H99ZM108 173V172H107ZM152 173V172H151ZM150 173V174H151ZM192 173V172H191ZM13 174V173H12ZM15 174V172H14ZM17 174V173H16ZM19 174V173H18ZM31 174V175H32ZM104 174V173H102ZM119 174V173H118ZM116 174V176L118 175ZM122 174V173H121ZM149 174V175H150ZM157 174V173H155ZM202 174V173H201ZM9 175V174H8ZM20 175V174H19ZM24 176L23 174H21ZM30 175V176H31ZM37 175V174H36ZM35 175V176H36ZM105 175V174H104ZM120 175V174H119ZM27 176V175H26ZM101 176V174H100ZM110 176V175H109ZM113 176V175H112ZM115 176V174H114ZM134 176V175H133ZM11 177V176H10ZM25 177V176H24ZM50 177V176H49ZM186 177V176H185ZM13 178V177H12ZM33 178L36 179V177ZM32 178V179H33ZM38 178V177H37ZM44 178V177H43ZM47 178V176H46ZM45 178V179H46ZM178 178V177H177ZM42 179V178H41ZM105 179V176H104ZM145 179V178H144ZM171 179V178H170ZM255 179H259L258 177H254V183H258L259 181H255ZM8 180V179H7ZM14 180V179H13ZM38 180V179H37ZM43 180V179H42ZM53 180V179H52ZM55 180V179H54ZM106 180V179H105ZM108 180V178H107ZM135 180V179H134ZM21 181V180H20ZM30 181V179L28 180ZM41 181V180H40ZM46 181V180H45ZM113 181V179H112ZM117 181V180H116ZM146 181V180H145ZM182 181V180H181ZM43 182V181H42ZM114 182V181H113ZM111 182V183H113ZM118 182V181H117ZM129 182V181H128ZM151 182V181H150ZM51 183V179H50ZM55 183V182H54ZM105 183V182H104ZM119 183V182H118ZM130 183V182H129ZM143 183V182H142ZM182 183V182H181ZM191 181L184 179V190L189 189L191 187ZM260 183V182H259ZM12 184V183H11ZM10 184V185H11ZM25 184V183H24ZM35 184V183H34ZM136 184V183H135ZM168 184V183H167ZM178 184V183H176ZM264 184V183H263ZM9 185V186H10ZM13 185V184H12ZM16 185V184H15ZM49 185V184H47ZM51 185V184H50ZM129 185V184H128ZM7 186V185H6ZM53 186V185H52ZM126 186V185H125ZM140 186V185H139ZM8 187V186H7ZM101 187V186H100ZM105 187V186H104ZM109 187V186H108ZM107 187V188H108ZM128 187V186H127ZM144 187V186H143ZM192 187V188H193ZM12 188V187H11ZM49 188V187H48ZM51 188V187H50ZM112 188V187H111ZM110 188V190H111ZM125 188V187H124ZM123 188V189H124ZM173 188V187H172ZM45 190L47 188H44ZM99 189V188H98ZM127 189V188H126ZM13 190V189H12ZM14 189L13 192L16 191ZM57 190V189H56ZM120 190V189H119ZM49 191V190H48ZM106 191V190H105ZM121 191V190H120ZM119 191V193H121ZM124 191V190H123ZM116 192V190H115ZM188 192V191H187ZM186 192V193H187ZM10 193V191H9ZM12 193V192H11ZM115 194V193H114ZM118 194V193H117ZM116 194V195H117ZM191 194V193H190ZM5 195V194H4ZM175 196V195H174ZM197 196V197H198ZM4 197V196H3ZM7 197V196H6ZM12 197V196H11ZM136 197L137 202L140 204H145L146 206L138 207L141 209L140 215L142 217H138L136 214L132 213L130 217L127 215V200L130 198ZM194 197V195H193ZM5 198V197H4ZM9 198V197H8ZM7 198V199H8ZM13 198V197H12ZM129 198V199H128ZM120 199V202H119ZM11 200V199H10ZM6 201V199H5ZM12 201V200H11ZM10 202V201H9ZM119 202V205L116 209H113L115 204ZM134 202V201H133ZM209 202V203H210ZM8 203V202H7ZM59 203V208L53 211V217L49 222L46 223L47 226L44 225V217L47 212L48 204ZM136 203V202H135ZM206 203V202H205ZM208 203V204H209ZM210 203V204H211ZM10 204V203H9ZM8 205V204H7ZM55 205V204H54ZM130 205V204H129ZM133 205V204H132ZM135 205V204H134ZM137 205V204H136ZM52 206V205H51ZM209 206V205H208ZM50 207V206H49ZM56 207V206H55ZM130 207V206H129ZM134 207V206H133ZM132 207V208H133ZM211 207V206H210ZM11 208V207H8ZM131 208V207H130ZM136 208V207H135ZM212 208V207H211ZM14 209V210H15ZM53 209V208H52ZM55 209V208H54ZM53 209V210H54ZM139 209V210H140ZM206 209H208L206 207ZM9 210V209H8ZM13 210V211H14ZM132 210V209H130ZM137 208L135 209V211ZM51 211V210H48ZM8 212V211H7ZM104 212V216L102 222L96 227L90 222H94L95 216L94 213ZM138 212V213H139ZM209 212V211H208ZM207 212V214H208ZM5 213V211H4ZM51 213V212H50ZM16 214V215H17ZM216 214V213H215ZM52 215V214H51ZM143 215H145L143 217ZM206 215V213H205ZM209 215V214H208ZM213 215V214H212ZM211 215V216H212ZM217 215V214H216ZM220 215V214H219ZM5 216V214H4ZM9 217V216H8ZM19 217V216H18ZM47 217V216H46ZM214 217V216H213ZM219 217V216H218ZM100 218V217H99ZM176 218V219H175ZM210 218V217H209ZM3 219V218H2ZM6 219V218H5ZM17 219V218H16ZM14 219V220H16ZM26 219V218H25ZM8 220V218H7ZM23 220V219H22ZM88 220V222H86ZM99 220V219H98ZM208 220V219H207ZM206 220V221H207ZM96 221V220H95ZM101 221V220H100ZM246 221V220H245ZM25 222V221H24ZM13 225L18 224L17 221L12 222ZM27 223V222H26ZM247 223V221H246ZM21 224V223H20ZM32 224V223H31ZM200 224V225H199ZM251 224V223H250ZM260 224V223H259ZM5 225V224H4ZM12 225V224H11ZM28 225V224H27ZM248 225V224H246ZM255 225V224H254ZM264 225V224H263ZM1 226V225H0ZM207 225H204L206 227ZM260 226V225H259ZM9 228V227H8ZM8 228H6L8 230ZM11 228V227H10ZM19 228V225H18ZM208 228V227H207ZM260 228V227H259ZM13 229V228H12ZM27 229V228H26ZM31 229V226L29 230ZM6 230V231H7ZM18 230V229H17ZM208 230V229H207ZM252 230V229H251ZM208 232V231H207ZM255 232V231H254ZM30 233V232H29ZM214 233V232H213ZM27 234V233H26ZM195 234V236H196ZM215 234V233H214ZM254 234V233H253ZM14 235V234H13ZM24 235V234H23ZM262 235V234H260ZM264 235V234H263ZM12 236V235H11ZM25 236V235H24ZM210 236V235H209ZM212 236V235H211ZM253 236V235H252ZM250 236V237H252ZM256 236V235H255ZM1 237V236H0ZM9 237V236H8ZM206 237V236H205ZM249 237V238H250ZM11 238V237H10ZM14 238V237H13ZM43 238V237H42ZM188 238V237H187ZM186 238V239H187ZM259 238V237H258ZM1 239V238H0ZM28 239V238H27ZM40 239V238H39ZM38 239V240H39ZM190 239V238H188ZM233 239H240L237 243L228 244L229 241ZM192 240V239H191ZM205 240V239H204ZM21 241V239H20ZM23 241V240H22ZM185 241V240H184ZM216 241V240H215ZM218 241V240H217ZM7 242V241H6ZM10 242V241H9ZM214 242V240H212ZM211 242V243H212ZM12 243V242H11ZM18 243V242H17ZM21 243V242H20ZM19 243V244H20ZM187 243V242H186ZM259 244V245H258ZM7 245V244H5ZM10 245V244H9ZM27 245V243H26ZM211 245V244H210ZM261 245V246H260ZM2 246V245H0ZM21 246V245H19ZM215 246V244H214ZM213 246V247H214ZM10 247V246H9ZM16 247V246H14ZM5 248V247H2ZM35 248V247H34ZM223 248V247H222ZM17 249V248H16ZM25 249V248H24ZM192 249V248H191ZM195 249V248H194ZM7 250V249H6ZM22 250V249H21ZM230 250V249H229ZM12 251V250H11ZM28 251V250H27ZM39 251V250H38ZM41 252V251H40ZM194 252V251H193ZM222 252V251H221ZM225 252V251H223ZM239 252V253H240ZM250 252V254L248 253ZM19 253V252H18ZM177 253V252H176ZM182 253V254H183ZM226 253V252H225ZM232 253V252H231ZM237 254L241 255V254ZM262 253V254H263ZM179 254V253H178ZM190 254V253H189ZM223 254V253H222ZM227 254V253H226ZM18 255V254H17ZM192 255V254H190ZM10 256V255H9ZM15 256V255H14ZM193 256V255H192ZM232 256V255H230ZM243 256V255H241ZM240 256V258H242ZM248 256V257H247ZM12 257V256H11ZM18 257V256H17ZM17 257L15 256L14 259ZM22 257V256H21ZM37 257V256H36ZM189 257V256H188ZM229 257V256H228ZM259 257V256H258ZM3 258H8L3 255ZM24 258V257H23ZM27 258V256H26ZM38 258V257H37ZM234 258V257H233ZM238 258V257H237ZM255 258V257H254ZM19 259V258H18ZM35 259V258H34ZM189 259V258H188ZM244 259V258H243ZM13 260V257H12ZM190 260V259H189ZM244 260V261H246ZM254 260V259H253ZM259 260V259H258ZM30 261V260H29ZM213 261V259H212ZM216 261V260H215ZM260 261V260H259ZM27 262V261H26ZM33 261L29 262L30 264ZM209 262V260H208ZM211 262V261H210ZM209 262V263H210ZM247 262V261H246ZM258 262V261H257ZM16 263V262H15ZM24 263V261H19L18 264ZM254 263V262H252ZM34 264V263H33ZM251 264V263H249Z\"/></svg>",
	"mask_w": 264,
	"mask_h": 264
}]
</instances>
